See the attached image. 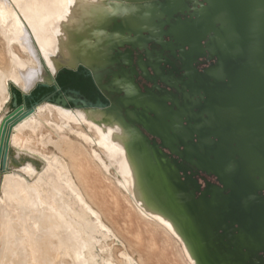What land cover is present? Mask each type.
I'll return each mask as SVG.
<instances>
[{
  "label": "water",
  "instance_id": "95a60500",
  "mask_svg": "<svg viewBox=\"0 0 264 264\" xmlns=\"http://www.w3.org/2000/svg\"><path fill=\"white\" fill-rule=\"evenodd\" d=\"M106 3L96 50L13 90L0 167L39 104L100 112L124 130L140 205L171 222L195 264H264V0ZM67 71L92 79L95 101L59 83Z\"/></svg>",
  "mask_w": 264,
  "mask_h": 264
},
{
  "label": "bare ground",
  "instance_id": "6f19581e",
  "mask_svg": "<svg viewBox=\"0 0 264 264\" xmlns=\"http://www.w3.org/2000/svg\"><path fill=\"white\" fill-rule=\"evenodd\" d=\"M110 10L106 0H0V34L7 48L0 52V59L3 62L9 56L8 68L0 69V111L13 99L12 84L28 94L39 82L51 83L59 67L74 65L80 57L84 59L77 49L81 53L96 50L99 44L95 36L110 21L107 15ZM53 108L61 120L87 123L95 130V138L85 139L102 148L111 163L118 166L122 180L119 184L114 182L116 186L127 189L130 203L142 218L162 228L179 243L187 264H195L171 222L140 205L132 166L121 141L124 130L120 124H99L98 120L104 117L100 112L50 102L39 104L33 114L13 128L6 169L0 167V264H41L40 255L44 260L53 256L63 261L69 254H74L78 264H98L95 250L108 254L107 264H145L143 258L136 260L134 253L126 249L97 205L89 175L93 168L105 171L106 163L98 153L92 156L89 149L84 151L87 157L72 153L70 138L62 136L69 148L72 172L57 158L39 170L34 160L20 162L26 154L18 153L14 157L12 149L20 143L12 138L13 134L37 123L42 111ZM61 190H67V199ZM35 230L46 236L42 240L35 237ZM109 240H116L124 247L118 262Z\"/></svg>",
  "mask_w": 264,
  "mask_h": 264
},
{
  "label": "rangeland",
  "instance_id": "374dc122",
  "mask_svg": "<svg viewBox=\"0 0 264 264\" xmlns=\"http://www.w3.org/2000/svg\"><path fill=\"white\" fill-rule=\"evenodd\" d=\"M4 46L6 47V43L0 34V52L2 53H4V51L7 49H5ZM6 52H8V50ZM8 58L9 56L7 55L5 57L6 60L2 62L1 57V70L8 68ZM63 76L67 80L70 79L74 82L76 80L79 81V83L84 87L83 91L87 93L88 96H92L93 85L91 82H89V80L86 79V77L84 78L82 75L77 74H64ZM81 79L85 80L81 81ZM60 81H62L61 78ZM15 88L17 87L12 84L11 89L14 90ZM11 102L12 101L10 100V102L4 107L3 111H0V119L11 107ZM38 116L37 123H33L32 126H25L21 129V131L13 134L12 138H16V141L20 143V145H15L14 149H12L14 157L18 153L26 154V156L21 158L20 162L34 160L39 170H42L44 167H46L48 162L52 161L53 158H57L61 164L65 165L68 167V170H70L71 162L69 148L66 144V141L64 142L63 140L64 137L70 138L72 153H77L78 155L82 153V157H87L84 153L86 149H89V153H91L92 156H94L95 153H98L102 160L106 163V167H103L105 171L94 168L91 169L89 175L91 181L90 184L95 192L98 207L104 211L107 223L118 233L120 239L125 243V246L127 247L126 249L131 254L134 253L132 255H134L136 260L143 258L145 264H187L179 243L170 235L165 233L162 228L149 223L144 218H142L130 203L129 197L127 195L128 192H126L127 189H121L120 187L116 186V183L119 184V182L122 180L118 171V166L111 163L112 160L107 156L102 148L98 147V145L92 140L85 139L86 137H96L95 130L91 128L89 124H83L76 121H70L67 123L65 120L60 119L59 113L55 108H53L51 111L44 110ZM78 130L79 132H77ZM96 162L102 166V163L99 159H96ZM70 172H72V169ZM107 177L110 179L108 180ZM28 178L31 179L32 177H29L28 175ZM61 193L64 199L69 197L67 190H61ZM0 196H2L1 190ZM68 201H70V203L72 202L71 200ZM90 205L92 206L91 203ZM33 233L36 234L35 237L39 236L41 240L44 236H46L44 233L37 230H35ZM108 242L112 244V251L114 256L117 258H115V260L118 262V259H121L120 254L124 250V247L116 240L115 242L112 240H109ZM95 257L98 264H107V259L109 256L104 251L95 250ZM38 259L41 264H78V259H75L74 254L66 255L62 259L63 261H59L53 256L47 260H44V256L42 257V255H40Z\"/></svg>",
  "mask_w": 264,
  "mask_h": 264
},
{
  "label": "flooded vegetation",
  "instance_id": "af4514ba",
  "mask_svg": "<svg viewBox=\"0 0 264 264\" xmlns=\"http://www.w3.org/2000/svg\"><path fill=\"white\" fill-rule=\"evenodd\" d=\"M64 74H66V75H70V74H74V73H72V72H70V71H67L66 73H61L60 75H59V77H58V80H59V83L62 85V86H64V87H67V86H71V87H75V88H77V89H80L84 94H86L87 95V93H85L84 91H83V85L82 84H80L79 83V81H72V80H70V79H66V78H64ZM75 75V74H74ZM60 78L62 79V81H60ZM83 78V77H82ZM85 78V77H84ZM75 79V78H74ZM86 79L87 80H89V82H91L92 83V85H93V82H92V79L90 78V77H86ZM85 79H81V81H84ZM79 83V84H78ZM93 91H92V96H88V98H90L91 100H93V101H95L96 100V97H97V90H96V88H95V86L93 85V89H92ZM20 97V96H19Z\"/></svg>",
  "mask_w": 264,
  "mask_h": 264
},
{
  "label": "crops",
  "instance_id": "0c3cea01",
  "mask_svg": "<svg viewBox=\"0 0 264 264\" xmlns=\"http://www.w3.org/2000/svg\"><path fill=\"white\" fill-rule=\"evenodd\" d=\"M20 97L19 98H21V95H19Z\"/></svg>",
  "mask_w": 264,
  "mask_h": 264
}]
</instances>
